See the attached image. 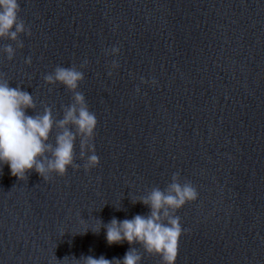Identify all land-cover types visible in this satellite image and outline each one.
<instances>
[{
    "label": "water",
    "instance_id": "1",
    "mask_svg": "<svg viewBox=\"0 0 264 264\" xmlns=\"http://www.w3.org/2000/svg\"><path fill=\"white\" fill-rule=\"evenodd\" d=\"M18 17L29 33L0 38V74L33 96L28 115L51 108L47 143L74 102L44 81L57 66L83 72L97 126L91 139L66 126L80 167L63 176L0 166V264L122 261L130 249L162 264L139 243L109 245L106 226L149 216L140 200L174 174L198 192L169 210L182 227L175 264H264V0H19ZM85 139L99 157L87 171Z\"/></svg>",
    "mask_w": 264,
    "mask_h": 264
},
{
    "label": "clouds",
    "instance_id": "2",
    "mask_svg": "<svg viewBox=\"0 0 264 264\" xmlns=\"http://www.w3.org/2000/svg\"><path fill=\"white\" fill-rule=\"evenodd\" d=\"M19 0H0V38L16 39L20 33H29L23 21L18 17ZM9 59L13 49H4ZM111 52H118L113 47ZM26 63L31 62L28 58ZM87 61H85V64ZM84 65H81V68ZM116 67L115 61L112 64ZM84 74L76 67L57 66L54 71L44 76L49 84H60L73 92V104L67 107L63 119L58 125L65 130L56 136L55 145L47 143L54 123L52 110L45 107L41 115H28L27 110L35 108L31 94L19 87H11L0 74V166L7 165L10 174L19 180L26 178V173L35 170L44 180L55 173L65 175L69 167L79 168L75 163L76 135L67 129L73 124L77 134L91 139L97 126L94 112L89 110L85 96L77 91ZM50 153V156H46ZM81 157L85 159V171L99 164L94 145H89L87 139L81 141ZM198 197L196 188L191 183L181 184L173 175L169 191L153 189L140 200L151 209L149 216L135 215L132 219L122 221L113 218L106 226V240L109 245L122 241L139 243L147 253L161 257L162 264H175L178 254V241L182 234L179 216H169V210H178L186 203L195 201ZM168 217L162 222L161 216ZM98 231V228L95 229ZM140 264L141 256L135 249H130L121 260H109L104 256L83 258V264Z\"/></svg>",
    "mask_w": 264,
    "mask_h": 264
}]
</instances>
